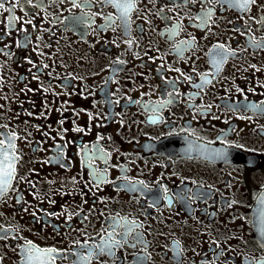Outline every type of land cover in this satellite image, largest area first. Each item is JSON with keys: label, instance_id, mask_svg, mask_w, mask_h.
Segmentation results:
<instances>
[{"label": "flooded vegetation", "instance_id": "1", "mask_svg": "<svg viewBox=\"0 0 264 264\" xmlns=\"http://www.w3.org/2000/svg\"><path fill=\"white\" fill-rule=\"evenodd\" d=\"M0 264H264V0H0Z\"/></svg>", "mask_w": 264, "mask_h": 264}]
</instances>
